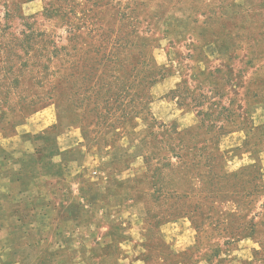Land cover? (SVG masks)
<instances>
[{
    "label": "rangeland",
    "instance_id": "obj_1",
    "mask_svg": "<svg viewBox=\"0 0 264 264\" xmlns=\"http://www.w3.org/2000/svg\"><path fill=\"white\" fill-rule=\"evenodd\" d=\"M14 168L96 184L125 237L39 217L32 255L0 228V264H264V0H0Z\"/></svg>",
    "mask_w": 264,
    "mask_h": 264
},
{
    "label": "crops",
    "instance_id": "obj_2",
    "mask_svg": "<svg viewBox=\"0 0 264 264\" xmlns=\"http://www.w3.org/2000/svg\"><path fill=\"white\" fill-rule=\"evenodd\" d=\"M45 169L44 173H48V168ZM29 170L20 172L14 168L10 175H5V179L0 175V180L10 185L13 193L12 198L7 193L0 200V228L5 235L13 237L15 255L35 253L34 248L37 247L33 235L39 228V217L49 222V230H54L55 239L96 238L104 233H109L113 238L125 237L123 228L117 226V210L110 200L103 203L96 184L77 182L75 185L66 176L67 182H63L62 187L60 185L61 191L55 187L56 181ZM7 222L12 226L4 227L3 224ZM56 241L54 245L67 248L66 241ZM3 242L5 244L6 241Z\"/></svg>",
    "mask_w": 264,
    "mask_h": 264
}]
</instances>
